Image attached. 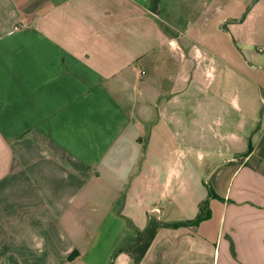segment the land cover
<instances>
[{"label":"crops","instance_id":"1","mask_svg":"<svg viewBox=\"0 0 264 264\" xmlns=\"http://www.w3.org/2000/svg\"><path fill=\"white\" fill-rule=\"evenodd\" d=\"M158 216L140 264H264V0H0V264Z\"/></svg>","mask_w":264,"mask_h":264},{"label":"trees","instance_id":"2","mask_svg":"<svg viewBox=\"0 0 264 264\" xmlns=\"http://www.w3.org/2000/svg\"><path fill=\"white\" fill-rule=\"evenodd\" d=\"M189 225H192V222L162 224L158 219H152L144 231L136 233L132 238L128 239L126 243L116 251L114 256L116 257L119 253H124L130 257L133 264H140L146 256L150 245L154 239L157 238L158 231L163 226L178 227Z\"/></svg>","mask_w":264,"mask_h":264},{"label":"built area","instance_id":"3","mask_svg":"<svg viewBox=\"0 0 264 264\" xmlns=\"http://www.w3.org/2000/svg\"><path fill=\"white\" fill-rule=\"evenodd\" d=\"M153 212L156 213L157 215H159V213H160L159 209H154ZM159 219H160V217L158 216V220H159Z\"/></svg>","mask_w":264,"mask_h":264}]
</instances>
